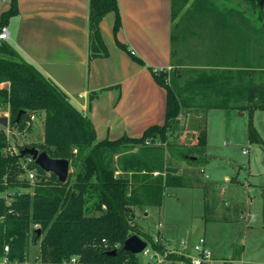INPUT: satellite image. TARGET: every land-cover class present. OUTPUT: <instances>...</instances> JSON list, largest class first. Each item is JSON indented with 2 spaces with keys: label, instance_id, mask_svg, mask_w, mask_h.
I'll return each mask as SVG.
<instances>
[{
  "label": "trees",
  "instance_id": "obj_1",
  "mask_svg": "<svg viewBox=\"0 0 264 264\" xmlns=\"http://www.w3.org/2000/svg\"><path fill=\"white\" fill-rule=\"evenodd\" d=\"M189 1L170 0L172 22L179 18L172 27L170 70H150L166 92L164 123L149 126L137 138L98 141L90 119L67 95L7 41H0V107L8 111V126L29 129L30 117L43 114L41 142L23 145L17 153L11 151L0 127V251L9 246V264H26L28 248L35 244L38 254L30 264H71L74 257L77 264H142L138 255L122 251L124 241L134 234L164 254L160 242L139 230L134 209L160 207L167 188L186 185L170 166L171 160L195 167L207 163L205 131H199L191 147L170 141L179 132L181 115L189 110L233 109L248 111L250 116L264 111V8L256 6L257 0H243L255 5L254 10L229 7L219 15L212 9L211 16L208 6L214 7L209 0L191 1L189 11L205 15L203 22H219L222 38L205 48L209 60L186 66L173 59L183 27L179 13ZM110 12L115 16V37L121 26L116 0H89V59L107 56L99 24ZM17 14V0H11L0 17V27ZM116 44L143 65L124 44L117 40ZM248 139L263 143L251 121ZM26 147L44 151L52 159L68 160L72 172L66 182L60 183L34 162L26 166L36 174L29 181L23 168L26 156L18 155ZM241 254L242 247L234 248L226 264H235ZM166 257L189 264L183 255Z\"/></svg>",
  "mask_w": 264,
  "mask_h": 264
},
{
  "label": "crops",
  "instance_id": "obj_2",
  "mask_svg": "<svg viewBox=\"0 0 264 264\" xmlns=\"http://www.w3.org/2000/svg\"><path fill=\"white\" fill-rule=\"evenodd\" d=\"M10 2L0 0V17L9 9ZM116 3L121 21L116 36L113 35L114 13H107L99 24L107 50L105 57L88 58L89 0H17L18 14L6 25L7 43L90 119L98 141L122 136L137 138L149 126L164 123L166 92L155 82L150 70H170L172 65L174 22L170 0H116ZM216 25L198 21L190 26L187 36L193 46L190 49L178 46L173 60L186 66L209 60L200 44H209L210 38L219 37L216 29L220 27ZM183 38L185 35L179 39ZM116 40L134 52L143 65L120 49ZM185 114V119H182L184 113L180 117L179 132L170 141L191 147L198 133L184 128L191 117L188 112ZM170 166L183 176L186 185L167 188L160 207L135 208V219L138 211L147 217V210L152 209L160 218L156 235L163 246L165 235H182L189 241L198 234L199 239H204L213 263L231 261L234 248L240 246L242 210L248 211L251 198L239 199L238 184L227 175L224 181L230 184L218 191L215 181L204 179L203 166L178 160H171ZM263 187L260 193L264 218ZM227 190L230 191L226 193ZM222 196L226 197L222 199ZM247 227L246 223L244 228ZM217 253H223L222 261L214 259ZM241 262L240 257L235 264Z\"/></svg>",
  "mask_w": 264,
  "mask_h": 264
},
{
  "label": "rangeland",
  "instance_id": "obj_3",
  "mask_svg": "<svg viewBox=\"0 0 264 264\" xmlns=\"http://www.w3.org/2000/svg\"><path fill=\"white\" fill-rule=\"evenodd\" d=\"M191 1L193 0H190L179 13V16H183L180 25L183 27L179 35L180 38L181 35H185V39H179L175 45L176 48L184 45L190 49L193 45L190 44L192 42L188 39L189 36H187L188 32L191 31L189 27L193 26L195 22H203L205 20V15L199 13L197 15L196 12L189 11L193 8L190 7ZM209 1L214 7L208 6L211 16L213 15L212 9H217L219 15L223 13L224 9H228L229 7L242 10L248 9L244 3L245 0H238L239 2L237 0ZM247 15H250V13L247 12ZM178 20L179 18L177 17L174 22ZM218 23L216 26L219 27L220 24L218 25ZM216 32L219 33L220 31L216 29ZM219 37L222 38L221 36ZM220 38L217 40L219 41ZM209 41L215 42V39L210 38ZM207 44L208 42H201L200 46L207 48ZM186 112L191 114L193 121L190 117V123H184V128H187V130L193 129L197 133L200 130L206 132L208 162L203 165L204 179L215 181L218 187L217 190L220 191L230 184L224 181V176L227 175L230 180L237 182L238 185L236 186L238 187L239 199L243 201L251 198L252 200L248 211L246 209L242 210V220H240V224L242 225L240 226L241 230L239 235V240L241 241L238 247H242L243 252L241 256L242 262L239 264H264V218L261 209L262 195L260 193V187L264 186V111H255L250 116L248 111H237L233 109H210L205 112L189 110L184 112L182 119L186 118ZM0 117H7L9 119L6 108L0 107ZM250 121L262 140V144L251 143L249 141L248 126ZM0 127L4 128L7 134L11 151L17 153L23 145L41 142L43 114L34 116V119L29 125V129L19 130L15 127L10 128L8 125ZM243 151H246V154H243ZM166 156L167 153H165V158ZM71 172L72 168L70 167L69 173ZM229 191L227 190L226 193ZM225 197L222 196V199ZM147 212L148 216L145 217L143 213L138 211L135 222L139 230L148 234L150 237H154L157 234V225L160 218L158 213L152 209L147 210ZM243 218L245 219L243 220ZM246 223L248 227L245 229ZM165 239L164 246L167 250L162 254L164 260H160L161 255L148 245L149 254H154L155 257L149 259L142 254H138V258L142 264H179L178 262L168 260L166 256L168 254H178L176 252H183V256L184 254H193V246L198 242L199 235H194L193 239L189 241L185 240L182 235L177 234L165 235ZM37 254L38 244L30 245L26 264L32 263L35 257H37ZM213 257L215 260L222 261L224 255L223 253H217ZM209 263L224 264V262L213 263L212 258Z\"/></svg>",
  "mask_w": 264,
  "mask_h": 264
},
{
  "label": "water",
  "instance_id": "obj_4",
  "mask_svg": "<svg viewBox=\"0 0 264 264\" xmlns=\"http://www.w3.org/2000/svg\"><path fill=\"white\" fill-rule=\"evenodd\" d=\"M23 112L20 111L16 116V122L21 117ZM8 125L7 117H0V126L5 127ZM19 157L25 156L31 157L34 164L41 169L43 172L53 174L60 183L66 182L69 175V161L66 159H52L44 151H39L34 147H26L19 151ZM147 243L141 237L134 234L127 238L122 246V251L132 255L140 254Z\"/></svg>",
  "mask_w": 264,
  "mask_h": 264
},
{
  "label": "built area",
  "instance_id": "obj_5",
  "mask_svg": "<svg viewBox=\"0 0 264 264\" xmlns=\"http://www.w3.org/2000/svg\"><path fill=\"white\" fill-rule=\"evenodd\" d=\"M7 39H8V31H7L6 26L0 27V41H7ZM130 53H131V55H134V52L131 51ZM161 71H164V70H161ZM166 71H168V70H166ZM154 72H159V71L155 70ZM33 119H34V115L30 117V120L28 122H26V125L29 126ZM147 143L148 142H146V144ZM242 153L246 154V151H243ZM32 162H33V160L31 159V157L26 156L23 168H25V170H26L27 179L29 181H33L36 177L35 170L26 168V166ZM34 228H37V226L35 225ZM152 238H153V241L155 243L160 242V238L158 235H156ZM147 246H148V244L146 245V247L144 248V250L140 254L148 257L149 259H152L153 257H155V255L149 254V249ZM193 251H194V253L191 255L190 254H184V257L188 258L189 264H203V263L207 264L211 258L210 251L205 246V241L203 238H200L198 240V242L196 244H194ZM176 253H178V255H183V253H181V252H176ZM165 256H166V254H165ZM160 260H162V261L164 260V257H162V255H161ZM10 262L11 261L9 259V246L4 245L0 251V264H9ZM70 263L71 264H77L76 258L75 257L71 258Z\"/></svg>",
  "mask_w": 264,
  "mask_h": 264
},
{
  "label": "flooded vegetation",
  "instance_id": "obj_6",
  "mask_svg": "<svg viewBox=\"0 0 264 264\" xmlns=\"http://www.w3.org/2000/svg\"><path fill=\"white\" fill-rule=\"evenodd\" d=\"M256 6H258L260 9L264 8V0H257ZM255 5H247V8H252V10H254V8L256 7ZM247 10V9H246Z\"/></svg>",
  "mask_w": 264,
  "mask_h": 264
}]
</instances>
